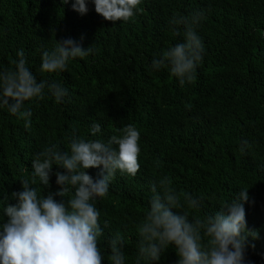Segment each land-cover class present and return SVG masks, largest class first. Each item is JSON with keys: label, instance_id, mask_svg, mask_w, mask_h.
Instances as JSON below:
<instances>
[{"label": "trees", "instance_id": "trees-1", "mask_svg": "<svg viewBox=\"0 0 264 264\" xmlns=\"http://www.w3.org/2000/svg\"><path fill=\"white\" fill-rule=\"evenodd\" d=\"M73 3L0 0V70L13 68L23 49L38 81L55 80L68 89L63 103L45 89L43 99L27 104L29 128L0 107V201L16 202L11 194L23 190L20 181L31 178L33 158L49 143L67 151L73 130L106 142L132 124L140 133V169L134 177L117 172L109 195L95 202L103 264H110L117 233L125 264H137L136 228L149 208L151 185L163 175L178 191L201 200L190 220L213 215L249 188L247 229L258 237L248 238L245 264H264V0H142V10L127 23L106 21L92 0H86V15L75 12ZM197 11L206 16L196 28L204 58L195 81L181 86L168 69L154 71L151 62L183 41L170 30L173 15ZM67 38L91 46V54L71 59L63 72L41 73L43 52ZM95 123L101 132L94 137ZM244 139L251 147L241 153ZM57 171L64 170L53 166L49 189L35 186L41 195L58 190ZM86 171L96 179L99 169ZM3 207L0 224L7 221ZM176 262L169 248L159 262L140 264Z\"/></svg>", "mask_w": 264, "mask_h": 264}, {"label": "clouds", "instance_id": "clouds-1", "mask_svg": "<svg viewBox=\"0 0 264 264\" xmlns=\"http://www.w3.org/2000/svg\"><path fill=\"white\" fill-rule=\"evenodd\" d=\"M92 2L96 13L113 23H127L142 10V0ZM72 7L80 15L87 14L86 0H74ZM204 19V11L191 16L174 14L169 27L174 36L183 35V41L154 58L152 69H168L181 86L194 82L204 58V45L196 28ZM91 52V46L84 48L72 38L56 40L52 50L43 52L40 72H63L71 59L84 58ZM17 57L12 61L13 68L0 70V107H6L29 128L32 111L26 105L43 99L45 89L57 103H63L68 89L55 80L38 81L27 66L23 49ZM100 132V124H93L92 136ZM70 140L67 151L56 143L46 145L33 158L31 178L20 181L23 190L11 194L16 202L9 203L7 197L0 201L7 217L0 224V264H103L104 256L98 246L103 235L101 213L95 202L109 195L117 172L133 177L138 173L140 133L129 124L117 129L106 142L79 137L75 130ZM250 147L244 139L239 150L244 153ZM53 166L64 170L55 173L58 190L41 195L35 186L39 183L50 188ZM88 169H99L96 179L87 174ZM248 189L239 190L231 202H225L213 215L190 220L189 212L198 211L201 200L178 191L169 176L159 177L151 185L149 208L136 228L137 264L159 262L169 248L175 250L176 264H245L248 238L258 237V232L247 229ZM122 243L119 233L110 241V264H125Z\"/></svg>", "mask_w": 264, "mask_h": 264}]
</instances>
